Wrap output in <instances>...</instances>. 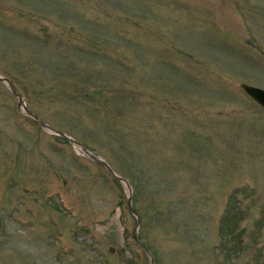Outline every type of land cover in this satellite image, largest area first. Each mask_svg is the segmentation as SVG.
Wrapping results in <instances>:
<instances>
[{"label": "rangeland", "instance_id": "obj_1", "mask_svg": "<svg viewBox=\"0 0 264 264\" xmlns=\"http://www.w3.org/2000/svg\"><path fill=\"white\" fill-rule=\"evenodd\" d=\"M0 76L78 143L0 81V264H264V0H0Z\"/></svg>", "mask_w": 264, "mask_h": 264}, {"label": "water", "instance_id": "obj_2", "mask_svg": "<svg viewBox=\"0 0 264 264\" xmlns=\"http://www.w3.org/2000/svg\"><path fill=\"white\" fill-rule=\"evenodd\" d=\"M0 81L2 82H6L9 85L10 91L17 97L18 100V107H22L23 110L26 112V114H28L29 116L33 117L34 119H36L38 121V123L43 126L46 127L48 129H52L47 123H45L44 121H42L35 113L31 112L30 110H28V108L26 107L24 101H23V97L22 95L17 91L16 87L5 77L0 76ZM241 88L244 90V92L253 100L255 101L259 106H261L264 109V89L262 88H258V87H254L251 85H247V84H242ZM53 130V129H52ZM55 132H57L58 134L62 135V136H67L65 133L60 132V131H56L53 130ZM67 138L71 141V142H75L74 139L72 137L67 136ZM76 144H78L77 142H75ZM82 147V146H81ZM83 151L89 155L91 158L102 161L106 167L110 170V172L113 173V171L111 170V168L109 167V165L99 156H96L94 154H91L88 150H86L85 148H83ZM120 180H124L121 177H118ZM125 181V180H124ZM128 203H131V195L130 193L128 194V198H127ZM153 264V263H152Z\"/></svg>", "mask_w": 264, "mask_h": 264}]
</instances>
